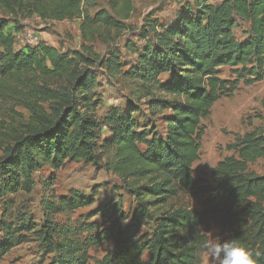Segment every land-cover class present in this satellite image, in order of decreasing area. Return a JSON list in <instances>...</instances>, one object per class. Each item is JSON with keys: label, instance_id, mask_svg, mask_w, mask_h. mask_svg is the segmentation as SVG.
Wrapping results in <instances>:
<instances>
[{"label": "trees", "instance_id": "16d2710c", "mask_svg": "<svg viewBox=\"0 0 264 264\" xmlns=\"http://www.w3.org/2000/svg\"><path fill=\"white\" fill-rule=\"evenodd\" d=\"M210 2L195 0L193 6L179 12L174 23L159 31L153 29L152 40L128 73L144 84L156 85L167 96L148 102L154 118L167 112L159 119L162 131L156 122H151V129L141 127L132 109H111L105 119L110 129L105 146L115 149L112 170L137 206L127 226L124 213L110 211L117 218L103 239L113 241L114 247L95 264H197L198 250L207 239L200 228L222 219L233 223L225 240L245 247L256 264H264V175L250 169L264 159V131L246 132L227 146L232 155L212 169L214 186L202 187L193 170L201 156L205 134L202 121L211 116L222 98L232 97L241 83L249 86L264 80V0ZM108 3L112 14L99 11L91 17L84 10V0H0L4 14L0 17V91L10 96L12 88L5 87L6 81L21 80L26 74L42 80L40 84L30 83L29 91H20L15 97L30 118L18 126L3 149L1 191L30 193L33 173L44 165L59 169L67 161L98 160V101L93 90L97 84L94 69L101 57L86 45L84 53H62L45 42L18 48L16 37L22 30L18 14L50 21L82 20L87 44L102 30H122L134 10L132 0ZM240 21L249 25L243 39L235 34ZM116 58L105 62L110 72L121 69ZM227 67L232 77L223 78L221 70ZM162 75H169L167 83L159 81ZM49 81H55V87ZM43 104L48 107L43 108ZM202 190L208 196L200 211L184 207L165 210L181 191ZM89 204L90 199L74 193V197H61L58 206L48 210L59 213ZM148 224H153L154 231L145 239L139 232ZM1 226L0 260L27 241L24 232L35 229L14 227L6 221ZM41 232L44 244L56 252L50 226ZM146 252L150 257L144 261ZM54 264L86 262L77 257Z\"/></svg>", "mask_w": 264, "mask_h": 264}, {"label": "rangeland", "instance_id": "374dc122", "mask_svg": "<svg viewBox=\"0 0 264 264\" xmlns=\"http://www.w3.org/2000/svg\"><path fill=\"white\" fill-rule=\"evenodd\" d=\"M224 0H211V4H219ZM195 0H132L134 10L129 20L124 21L122 30H111L96 35L90 43H85L82 35V20L50 21L37 16L24 17L18 14V22L22 30L17 34V47L25 48L28 35L37 36L38 42L57 48L62 53L81 52L84 46L90 47L101 57L94 69L97 84L93 90L98 107L95 118L98 123L96 130V163L84 161H67L59 169L44 165L33 173L34 187L30 193L18 190L15 193H5L0 189V240L4 237L2 221L12 223L14 227H35L31 232H24L27 241L12 248L0 260V264H54L56 260L71 261L77 257L86 264H95L108 251L113 249L111 240L103 237L110 224L117 218L110 211L114 209L124 213L128 219L124 225H129L134 215L137 203L125 190L122 180L113 172L112 165L115 149L105 146L110 136V129L105 125V119L111 109L127 112L136 110L134 117L143 128H152L151 122H156L162 131L163 123L159 121L160 114L154 118L149 112L148 102L153 98H166L156 85L144 84L129 76L131 68L138 64L140 54L152 40L153 29L175 22L179 12L188 5L193 6ZM84 10L91 17L99 11L112 14L108 0H84ZM4 16L0 8V17ZM11 18L14 14L7 15ZM13 29L14 24L12 23ZM249 30L248 23L240 21L235 34L243 39ZM148 36V38H146ZM117 57L121 69L110 72L105 65L109 58ZM1 63V60H0ZM37 77V78H36ZM26 74L21 80L11 78L5 87H11L10 96L0 91V157L3 149L11 141L18 126L30 118L29 112L19 105L15 98L18 92L29 91L30 83H42L41 77ZM221 77H232L230 68L221 70ZM169 75H162L161 82L167 83ZM55 87V81H49ZM1 90V89H0ZM264 80L252 85L241 86L232 97L222 98L213 108L208 119L202 121L205 134L202 140L200 160L194 165V177L201 180L202 187L214 186L211 178L212 169L223 159L232 155L227 146L233 144L238 136L254 130L264 131ZM43 104V108H47ZM158 121V122H157ZM259 175H264V159L250 166ZM1 185V182H0ZM78 197L90 199V204L73 210L59 213H49L50 207H57L61 197ZM206 192L181 191L166 205L165 210L190 208L200 211L207 198ZM105 212V213H104ZM50 226L53 245L56 252L43 242L41 232ZM233 229V223L228 219L219 220L209 227L200 228L202 235L210 237L215 232L226 239ZM153 224L140 228L139 235L145 239L153 234ZM149 252L143 255L146 261ZM211 264L203 247L198 250L197 264Z\"/></svg>", "mask_w": 264, "mask_h": 264}, {"label": "clouds", "instance_id": "9594fccd", "mask_svg": "<svg viewBox=\"0 0 264 264\" xmlns=\"http://www.w3.org/2000/svg\"><path fill=\"white\" fill-rule=\"evenodd\" d=\"M203 249L211 264H256L248 249L234 241L223 239L215 232L204 240Z\"/></svg>", "mask_w": 264, "mask_h": 264}, {"label": "built area", "instance_id": "2783aa9c", "mask_svg": "<svg viewBox=\"0 0 264 264\" xmlns=\"http://www.w3.org/2000/svg\"><path fill=\"white\" fill-rule=\"evenodd\" d=\"M28 44H30V46H35L37 45L39 42V39L37 36L34 35H28Z\"/></svg>", "mask_w": 264, "mask_h": 264}]
</instances>
